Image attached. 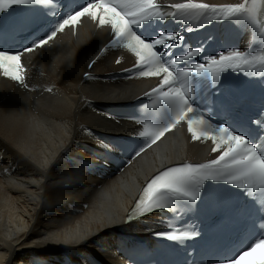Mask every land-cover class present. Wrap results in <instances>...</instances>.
<instances>
[{
	"label": "bare ground",
	"instance_id": "bare-ground-1",
	"mask_svg": "<svg viewBox=\"0 0 264 264\" xmlns=\"http://www.w3.org/2000/svg\"><path fill=\"white\" fill-rule=\"evenodd\" d=\"M106 41L104 31L83 26L77 38L63 34L32 53L34 93L0 80V264H122L116 233L152 227L126 223L139 187L184 151L199 152L166 139L111 182L84 167L97 163L88 151L100 144L98 134L133 130L110 121L101 106L127 102L150 85L108 78L129 62L104 49Z\"/></svg>",
	"mask_w": 264,
	"mask_h": 264
},
{
	"label": "snow or ice",
	"instance_id": "snow-or-ice-1",
	"mask_svg": "<svg viewBox=\"0 0 264 264\" xmlns=\"http://www.w3.org/2000/svg\"><path fill=\"white\" fill-rule=\"evenodd\" d=\"M52 2L53 0H0V11L15 5L47 6ZM83 17L90 18L98 27H110L113 39L109 47L120 46L133 53L137 58L134 67L139 69L140 77L160 79L157 87L145 93L146 97L152 98V103L146 104V108L163 109L161 120L157 121L163 124L162 127L149 131L148 125H145L144 130L138 132L139 137L145 138L147 147L155 144L166 132L186 123L194 141L211 140L214 143L212 151L220 152L217 158L208 163H185L157 174L142 190L129 214V220L167 209L175 201H183L184 207L191 208L200 199L203 182L222 177L228 178L226 183L229 185L245 190L242 194L246 197L255 194L257 199L264 200V109L257 116L249 117L247 122L237 121L235 127L228 120L213 124L205 118L199 107L193 106L195 101L190 87L191 80L195 78L209 82L213 88L218 84L220 90L230 88L227 78L221 83L220 74L233 70L247 71L251 75L253 69H264V49L249 52L233 46L201 56V44L195 51L188 50L186 55L168 60L165 57L171 54L169 49L182 44L184 37L179 33L159 29L148 32L153 27L149 22L164 21L166 18L180 22L195 18L199 26L213 20H232L253 28L259 34L261 42H264V0H241L238 3L219 5L185 0L166 7H162L157 0H85L43 31H32L34 21L27 14H22L9 23L0 19V69H3V75L28 87L22 74L25 71L21 63L22 56L50 45L58 33L63 32L66 27L75 28ZM192 30L191 27L185 29L189 32ZM8 36H23L26 42L18 49H9L4 46ZM194 56H201L202 62L187 64L183 68L176 67L181 61ZM120 62L121 59L116 60L117 64ZM91 66L90 64L89 67ZM46 90L51 92L52 88ZM142 150H146L144 145L134 155H140ZM257 211L264 212V207ZM260 219L264 220V215ZM261 228H264V224ZM197 234L190 231H180L178 234L169 231L157 235L166 236L172 241H183L192 239ZM260 247H264V231L223 259L226 264H242L245 257L252 256ZM259 264H264V260Z\"/></svg>",
	"mask_w": 264,
	"mask_h": 264
}]
</instances>
